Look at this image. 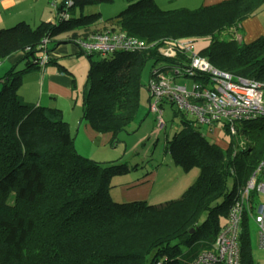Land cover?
I'll list each match as a JSON object with an SVG mask.
<instances>
[{"label":"trees","instance_id":"trees-1","mask_svg":"<svg viewBox=\"0 0 264 264\" xmlns=\"http://www.w3.org/2000/svg\"><path fill=\"white\" fill-rule=\"evenodd\" d=\"M72 1L59 3L57 21L0 28V60L15 51H22L25 60L24 67L7 72L0 90V264H190L213 247L236 197L264 158V122L258 120L264 115L236 120L234 134L224 128L222 139L228 145L222 147L223 140L201 135L191 116L167 102L182 126L165 150L185 171L198 167L197 179L179 199L158 204L114 200L112 177L137 165L104 164L81 155L60 108L27 102L19 94L24 74L40 67L42 38L51 41L71 32L76 44L75 38L100 31L93 27L101 22V13L86 14L84 8L113 0ZM127 1L116 15L118 27L150 45L109 54L80 51L89 65L83 119L94 131L110 133L114 141L136 117L148 61L163 64L174 75L172 68L188 67V54L173 44L178 38H202L207 44L200 53L215 67L264 82V34L251 42L221 35L239 29L264 0L171 9L156 0ZM170 45L174 55L165 54ZM48 62H53L50 55ZM204 76L192 75L196 81ZM251 222L244 214L241 264H257Z\"/></svg>","mask_w":264,"mask_h":264},{"label":"built area","instance_id":"built-area-1","mask_svg":"<svg viewBox=\"0 0 264 264\" xmlns=\"http://www.w3.org/2000/svg\"><path fill=\"white\" fill-rule=\"evenodd\" d=\"M52 2L58 7L57 0ZM72 3V0H66L67 5ZM74 40L85 53L138 51L150 45L144 38L129 34L119 27L95 31ZM49 43L50 39L45 37L38 44L41 67L49 60ZM173 44L187 53L190 61L186 68H172L175 75L170 70L162 69L163 65L152 67L148 82L152 95L150 110L158 114L161 126L165 125L162 113L165 102H172L199 125L206 126L208 134L216 141L219 140L218 133L224 131V128L232 134L236 132V120H250L264 115V82L236 76L215 67L200 53L202 46L207 44L202 38H178ZM165 54L174 55V48L170 45ZM200 72L205 74L204 78L201 81L195 80L190 87L176 82L177 77H192ZM244 214L257 225L259 247L264 250V158L236 197L213 247L202 250L190 264H241L239 236Z\"/></svg>","mask_w":264,"mask_h":264},{"label":"rangeland","instance_id":"rangeland-1","mask_svg":"<svg viewBox=\"0 0 264 264\" xmlns=\"http://www.w3.org/2000/svg\"><path fill=\"white\" fill-rule=\"evenodd\" d=\"M127 4V0H113L111 2L88 5L84 8V12L86 14L100 12V23L109 20L113 25H117L116 15ZM237 32V28L232 27L225 29L221 35L224 37H236ZM52 44L54 43L50 42V46ZM69 44L70 46L72 45L71 42ZM76 59L77 61L73 68L74 77L70 75L76 82V87H72L74 97L72 101L71 99H66L64 102L67 117L72 116L70 131L75 139L77 151L87 158L104 164L108 162H126L131 167L137 165V169H131L126 173L112 177L113 187L111 195L114 200L122 199L126 190L128 194L141 195V199L146 200L148 204H158L179 199L184 191L197 179L199 168L193 167L191 170L185 171L181 166L173 162L172 157L165 150L167 140L172 138L180 129L182 120L180 116H175L173 106L167 102L162 105L164 126L160 125L158 114L150 110L148 82L154 61H148L142 72L136 117L129 121L125 125V129L119 132L118 137L112 141L104 140L106 137L102 133L95 134L91 126L82 120L83 92L89 65L84 53L76 57ZM24 66L25 61L18 64V69ZM194 81L195 79L192 77L176 78L177 83L188 84L189 87ZM69 113L70 116H68ZM258 120L264 122L263 118ZM192 124L201 135L208 136L211 140H214L208 134L206 126L199 125L197 122ZM224 135V131H221L220 134L218 133V142L223 140L222 137ZM221 146L226 147V142H223ZM250 231L254 261L257 264H264V250L259 247L258 228L253 222H251Z\"/></svg>","mask_w":264,"mask_h":264},{"label":"crops","instance_id":"crops-1","mask_svg":"<svg viewBox=\"0 0 264 264\" xmlns=\"http://www.w3.org/2000/svg\"><path fill=\"white\" fill-rule=\"evenodd\" d=\"M61 1L57 0V5ZM220 1L223 0H156L158 5L164 9L178 7L196 8ZM57 12V6L53 5L52 0H0V28H7L18 22H26L36 26L42 21H57ZM116 23L117 25H113L110 21H106L97 24L93 28L102 30L106 27H118L119 21L117 20ZM237 31L236 38L244 42L253 41L263 35L264 4L254 14L245 18L239 24ZM70 36L71 32H64L53 39L58 42L52 44V46L49 43L48 48L51 50L50 52L48 51V54L53 62H48L43 67L40 66L25 73L19 88V94L27 102L60 108L71 130L70 120H72V116L69 117L70 119L67 117L64 100L71 99L72 101L74 97L71 76L74 75L73 68L77 61L76 57L83 53H80L81 50L70 39ZM69 42L72 43L71 46ZM23 56L24 53L22 51H15L2 60L3 63L0 65V90L7 72L14 66L18 68V64L25 61ZM61 66L64 68H60ZM148 92L149 101L152 95L149 89ZM68 116H70V113ZM82 120L86 121L85 119ZM94 133L97 134L99 132L95 131ZM102 134L106 137L104 140L112 139L110 133ZM140 196L134 195V193L128 194L126 190L125 195L119 201L142 200Z\"/></svg>","mask_w":264,"mask_h":264},{"label":"water","instance_id":"water-1","mask_svg":"<svg viewBox=\"0 0 264 264\" xmlns=\"http://www.w3.org/2000/svg\"><path fill=\"white\" fill-rule=\"evenodd\" d=\"M148 103L150 104V100L148 101ZM193 119V118H192ZM194 230L192 229L191 232H193Z\"/></svg>","mask_w":264,"mask_h":264},{"label":"clouds","instance_id":"clouds-1","mask_svg":"<svg viewBox=\"0 0 264 264\" xmlns=\"http://www.w3.org/2000/svg\"><path fill=\"white\" fill-rule=\"evenodd\" d=\"M150 101H151V99H150ZM149 107H150V104H149ZM192 118V117H191Z\"/></svg>","mask_w":264,"mask_h":264},{"label":"bare ground","instance_id":"bare-ground-1","mask_svg":"<svg viewBox=\"0 0 264 264\" xmlns=\"http://www.w3.org/2000/svg\"><path fill=\"white\" fill-rule=\"evenodd\" d=\"M263 116V115H262Z\"/></svg>","mask_w":264,"mask_h":264}]
</instances>
